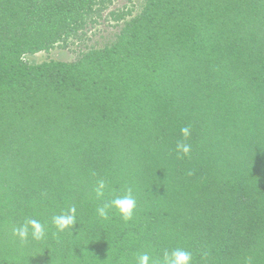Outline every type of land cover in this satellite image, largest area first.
<instances>
[{
  "label": "trees",
  "instance_id": "obj_1",
  "mask_svg": "<svg viewBox=\"0 0 264 264\" xmlns=\"http://www.w3.org/2000/svg\"><path fill=\"white\" fill-rule=\"evenodd\" d=\"M112 3L0 0V264H264V0H145L76 61L25 60Z\"/></svg>",
  "mask_w": 264,
  "mask_h": 264
},
{
  "label": "rangeland",
  "instance_id": "obj_2",
  "mask_svg": "<svg viewBox=\"0 0 264 264\" xmlns=\"http://www.w3.org/2000/svg\"><path fill=\"white\" fill-rule=\"evenodd\" d=\"M145 0H113V3L99 16L93 17V22L87 24L84 30L78 37H70L66 41V45L58 43L48 52H40L35 55L25 56V60L29 64H41L43 62L62 61L74 62L77 59L79 51L83 46H89L93 42H97L100 47L108 40V37H113L121 31L123 21L135 16L141 9L142 3ZM126 13L127 17L122 21L114 20L115 16ZM85 50V49H83Z\"/></svg>",
  "mask_w": 264,
  "mask_h": 264
},
{
  "label": "clouds",
  "instance_id": "obj_3",
  "mask_svg": "<svg viewBox=\"0 0 264 264\" xmlns=\"http://www.w3.org/2000/svg\"><path fill=\"white\" fill-rule=\"evenodd\" d=\"M190 134V129L188 127L181 129V135L187 139ZM176 151L178 153L188 154L190 151L189 145L186 143H177ZM103 181L100 182L99 187L103 188ZM112 206L118 210L125 220L131 219L133 210L135 207V200L131 195H126L122 198L113 200ZM75 207L70 208L67 214H61L53 217V223L59 231H63L75 224ZM100 216H105V210H98ZM31 229L32 236L36 239H42L44 237V227L43 225L35 220H29L26 224L22 225L20 228L16 229V234L20 236L21 239L27 238L29 230ZM138 264H150V258L147 254L141 255ZM163 264H192V255L183 249L173 250L171 253H165Z\"/></svg>",
  "mask_w": 264,
  "mask_h": 264
}]
</instances>
